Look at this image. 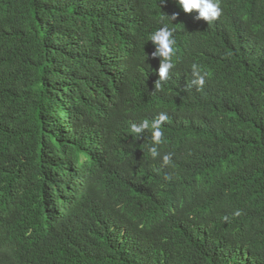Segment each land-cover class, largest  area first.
Segmentation results:
<instances>
[{
	"label": "trees",
	"instance_id": "1",
	"mask_svg": "<svg viewBox=\"0 0 264 264\" xmlns=\"http://www.w3.org/2000/svg\"><path fill=\"white\" fill-rule=\"evenodd\" d=\"M221 2L225 17L264 35V0ZM156 28L149 0H0V264H264V80L257 90L240 85L259 77L264 51L236 67L220 56L218 72L237 85L209 117L176 112L159 156L125 159L119 128L150 110ZM174 28L178 48L185 38ZM206 58L201 47L179 64L210 65ZM17 117L28 138L19 148L9 146ZM167 154L169 178L153 168ZM137 165L144 186L184 195L176 216L143 207L142 191L123 177ZM112 210L152 217L146 236L157 245L176 243L192 214L191 255L128 252L119 227L97 223ZM15 233L18 246L3 258Z\"/></svg>",
	"mask_w": 264,
	"mask_h": 264
},
{
	"label": "clouds",
	"instance_id": "2",
	"mask_svg": "<svg viewBox=\"0 0 264 264\" xmlns=\"http://www.w3.org/2000/svg\"><path fill=\"white\" fill-rule=\"evenodd\" d=\"M152 7V20L156 24V31L150 34L149 41L155 46L153 57H158L157 67L149 70V112L139 121H132L130 127L119 131L124 139L126 158H136L142 161L148 156H159L158 148L162 143L164 129L172 124L176 112L190 113L206 120L209 112L218 107L224 94H228L237 83L232 82L228 73L218 72V59L227 55L236 67L240 63L253 64L258 54L264 51V35L250 36L243 21L225 17L221 0H149ZM229 20H236L235 25H227ZM171 26V27H170ZM174 27L184 35L183 40L175 39ZM206 43L209 45L207 48ZM203 48L209 64L199 66L193 63L191 67L181 66L179 63L191 53ZM233 67V68H234ZM232 68V69H233ZM231 69V70H232ZM177 82H173V77ZM264 80V66L259 77L250 76L241 82L258 89ZM136 82H126L125 87L134 89ZM147 130L151 132L152 145L147 143ZM21 125L18 117L10 128V147L19 148L25 145L28 138L21 141ZM147 137V139H146ZM171 154L163 160L153 164L165 177H170L171 168L168 162ZM146 171L139 165L129 171L124 178H131L134 186L142 191V205L146 209H153L156 216H176L182 206L184 195L179 191L154 190L143 185ZM133 178L138 181L134 183ZM140 185V186H138ZM192 217L187 214L179 226L177 242L174 244L157 245L147 239V234L153 232L155 223L152 217L142 213L128 214L121 210H112L103 215L97 223L107 220L110 226L119 227L124 239V248L133 253L141 248L151 253L149 259L163 254H189L186 245V228ZM133 231H130L131 228ZM13 244V245H11ZM18 246L16 233L9 246L3 250L2 257L10 256ZM219 246L214 249L212 258H218ZM161 264H188L178 260H164ZM244 264V263H242Z\"/></svg>",
	"mask_w": 264,
	"mask_h": 264
}]
</instances>
